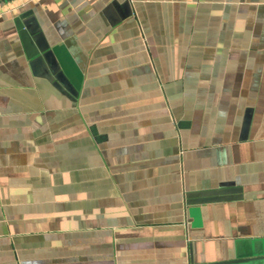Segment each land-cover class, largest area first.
<instances>
[{"label": "crops", "instance_id": "1", "mask_svg": "<svg viewBox=\"0 0 264 264\" xmlns=\"http://www.w3.org/2000/svg\"><path fill=\"white\" fill-rule=\"evenodd\" d=\"M264 255V0L0 1V264Z\"/></svg>", "mask_w": 264, "mask_h": 264}, {"label": "water", "instance_id": "2", "mask_svg": "<svg viewBox=\"0 0 264 264\" xmlns=\"http://www.w3.org/2000/svg\"><path fill=\"white\" fill-rule=\"evenodd\" d=\"M205 264H264V255L258 256L255 253L247 255L245 257L235 258L233 260L219 261Z\"/></svg>", "mask_w": 264, "mask_h": 264}, {"label": "built area", "instance_id": "3", "mask_svg": "<svg viewBox=\"0 0 264 264\" xmlns=\"http://www.w3.org/2000/svg\"><path fill=\"white\" fill-rule=\"evenodd\" d=\"M0 1H2V0H0Z\"/></svg>", "mask_w": 264, "mask_h": 264}]
</instances>
